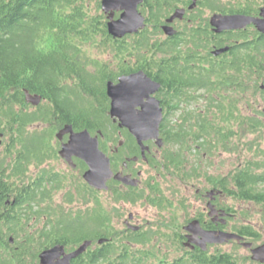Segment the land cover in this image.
I'll return each mask as SVG.
<instances>
[{
    "label": "flooded vegetation",
    "instance_id": "1",
    "mask_svg": "<svg viewBox=\"0 0 264 264\" xmlns=\"http://www.w3.org/2000/svg\"><path fill=\"white\" fill-rule=\"evenodd\" d=\"M145 1L148 0H143L138 6V11L145 18V28L150 27V31L152 29L153 31L151 32L155 33V36L158 33L165 35V39L161 41L155 38L157 45L154 51L159 59V64L155 68L157 78L169 77L166 74L168 66L165 64V58H167L168 55L164 52V42L170 40L178 45L177 50L179 47L182 53L178 54L175 52V55L183 67L184 54L186 53L184 48L186 36L183 34L185 30L200 28L205 32L204 34H207L206 37L203 35V39L212 40L213 42H223L222 46L214 44L211 52L214 48L223 46H228V50H230V46L224 43V41L225 36L232 33L247 34L244 37L245 41L243 39L236 40L235 44H242L247 41L246 45H248L249 43L255 42V39L259 38V36L264 37V34L258 32L253 24L241 30L215 33L210 26V19L200 21L194 14L201 4L200 0H179L176 4L177 6L174 5L170 12L166 13L158 23L152 25V23L148 21L150 18V7L147 6L148 4L145 5ZM204 5L208 7V0H204ZM190 6H192V8H190ZM176 9H184L185 12L183 17L181 19L176 18L169 24L166 23V20ZM259 11L260 8L255 12L245 15L259 17ZM118 17L119 13L115 12L114 18L116 19ZM181 22H185L186 24L182 30H179L177 24ZM164 25L171 26L175 34L173 36H167L162 29ZM253 49H256V47L249 49V52ZM206 52L207 51L199 50L198 58L200 61ZM226 53L227 52L216 56L215 59H221ZM258 62L259 60L256 58V55H253L250 64L248 61H246L244 65L241 64L239 79L242 81L241 86L247 87L246 90L237 89L231 90L230 92L223 88L222 90H210L208 88L198 90H166L165 84L159 83L150 77L160 84L159 90L154 95L162 108V121L159 126L158 136V139L161 140L160 146L154 139L144 141L142 142V146H140L126 128L121 127L118 121H114L109 117L108 98V120L104 124H101V127L95 125L94 129L82 128L80 126H75L73 123H67L53 112L51 106L48 105L45 107L48 110L46 112L49 113L48 116L52 114V117L56 120L55 123L58 124L56 132H53V141L55 143L53 148L49 147L51 139L49 143L47 142L50 134H48L46 130L40 128L44 126V122H42L44 120L26 122V131L23 132L25 136L30 138L38 136V138H36V142L28 138L30 144L28 147H25L26 143L24 139L21 140L22 133L18 129L19 124L16 121V117L13 118L12 114H7L5 108L0 107V248L3 246V240H8L5 247H14V234L18 229L17 221L19 208L28 211L30 222L34 225L31 232L34 233L36 231V235L42 233L48 237L46 243L48 245H46L47 247L43 250L49 249L57 244L64 245L58 241L61 239L66 240L67 235L85 232L86 235L97 237L99 215L98 197L100 193L107 194L109 199L119 203L131 202L135 204L141 201L144 205H151L155 208V216L159 220H171L173 214L169 211V208H172L173 204H177L181 210H186L185 203L181 200V195L167 194L161 187L162 183L167 185V181L173 182L175 179H178L184 184L183 187L186 191H191L192 198L188 204L190 211L184 213L183 223H181L179 228L175 227L174 233L169 234L166 238V240L170 239L181 253L179 257L173 261L156 260L155 264H177L179 261H183L186 258L201 256H206L216 261L217 258L219 259L227 254L220 250L227 243L234 242L241 245L240 242L230 240L220 244L208 243L205 246V250L201 249L199 246L190 242L193 237L191 230L195 231L196 228H200L205 232L235 233L242 236L244 242H251L253 247L263 244L264 241L255 244V242L251 241L252 236L244 235L245 231L248 229L247 227L228 228L230 220L235 217V213H233L231 207L227 205V199L230 196L240 200L243 198L239 195L236 187H234L235 190L228 189L225 174L219 173L222 177L220 175L215 176L207 174L209 173L208 170L212 167L210 164V154L212 150L210 154H207L206 150L207 147L213 146V143L215 144V141L210 140L208 136L210 128H208L204 137L196 139V122L193 120L185 121V119L190 118V115L185 113L187 114L186 116L177 121L172 120L171 122L169 117V115L173 116L176 113H181L185 104H189V101L196 100L199 97L204 100L205 111L211 108L219 111L216 106L219 103L222 106V104L226 102L228 93L235 96L239 95L242 100L246 98L244 95L260 97L264 100V83L262 80H258ZM127 65H129L128 62ZM133 65L134 64H131V67H134ZM148 65L149 64L146 66ZM204 67L208 69L209 65L204 64ZM139 70L143 71V69L140 68ZM139 70L137 69L133 72ZM117 78L113 82H116ZM22 93L24 102L27 103L24 90ZM42 101L48 103L43 97ZM231 102L235 103L234 98L231 99ZM245 104L247 107H250L247 103ZM39 108L40 103L37 106H33V111L26 112L34 113ZM15 109L16 107L14 110ZM26 109L27 108H24V110ZM138 109L140 108L138 107ZM222 109L223 106L220 111ZM254 115L257 117L255 118L256 121L251 122V124L249 123V125L257 129L261 124L259 121L260 116L255 113ZM28 125H34L35 127L31 129ZM66 125H70L72 130L76 133L85 129L92 137L98 138L99 150L108 159L111 173L110 178L106 181V189H96L86 182L84 174L88 170V167L83 160L72 155L70 156V161H68L60 156L59 151L61 150L62 144L68 141L69 134L64 135L62 139H58L57 133ZM207 125L210 126L213 124ZM169 127L172 130H179L180 128L187 130V137H184L182 140L175 139L173 134H167L166 128ZM213 129L219 135H221V133L225 135L221 128L213 127ZM183 130L180 131L181 134H184ZM53 133L51 134L52 137ZM202 141L206 143L205 146L200 145ZM44 145H48L47 148ZM201 152L203 153L200 155ZM190 154H193L191 155L192 164L189 168H186V163H184L181 156L185 155L188 157ZM51 160L61 161L66 168L62 171L53 170ZM248 162L249 161H247V163ZM34 165H37V167L33 168L32 166ZM260 166V168L264 167V155L262 165ZM31 168H33V170H31ZM201 172L205 173L203 181L201 183H193L195 173ZM167 175H170L168 180L164 178ZM79 199L81 201L84 199L86 201L90 200V206L92 207L84 209L83 212L82 207L73 209L72 207ZM106 220V224H108L109 219L107 216ZM83 221H86L85 226L81 225ZM41 222L42 225L38 227ZM123 224L125 226V232L129 234L126 236L125 240L134 237L140 241H144L146 232L145 230L143 231L144 227L141 225L142 221H139L136 214L129 211ZM189 225L193 227L188 229ZM71 230H73L74 233H72ZM111 236L112 235H110V237H100L94 241L89 238L84 239L92 242L87 250H96L107 242L117 246L118 242L114 243ZM101 239L105 241L99 243ZM118 241H124V239H118ZM134 244H136V246H141V242ZM64 247L66 252L73 250L69 249L66 245H64ZM43 250L37 254L38 261L32 262L31 264H39V254ZM246 250L250 252L251 249ZM16 251V249H7V254L11 255V253H16ZM151 253H153V251ZM155 255L158 256L157 254Z\"/></svg>",
    "mask_w": 264,
    "mask_h": 264
},
{
    "label": "trees",
    "instance_id": "2",
    "mask_svg": "<svg viewBox=\"0 0 264 264\" xmlns=\"http://www.w3.org/2000/svg\"><path fill=\"white\" fill-rule=\"evenodd\" d=\"M243 1L251 3L250 0ZM215 2L216 0H208V7L216 10ZM247 3L240 7L239 5L230 7L229 13L247 14L259 9L258 6L255 8ZM146 4L150 7L148 21L153 25L170 12L176 0H148L145 1ZM224 10L221 12L225 13ZM106 23L100 0H0V107L5 108L7 114H12L13 118L16 117L18 129L22 133L21 140L24 139L26 143L25 147L29 146V139L36 142L38 138V136L33 138L25 136L23 132L26 131V122L44 120L48 110L40 105L34 113L21 110L19 113L16 112L15 105L28 108L23 99V90L41 95L63 121L82 128L94 129L95 125L101 127L100 125L108 120L106 82L115 81L119 75L129 74L139 68L143 69L147 76L165 84L166 90L203 88L222 90L223 88L230 92L247 89L246 86H241L240 67L246 61L250 64L251 58L256 55L259 60L258 80L264 83L263 36L246 45L247 41L235 44L236 40L245 41L246 33L229 34L225 36L224 43L230 46V50L221 59H215L211 52L212 46L214 44L222 46L223 42L203 39V35L206 37L207 34H204L205 32L200 28L185 30L183 34L186 36L184 44L186 53H183V67L175 55V52L182 53L179 47L177 50L178 45L170 40L164 42L165 48H162L168 55L165 64L168 66L166 74L169 77L157 78L155 68L159 64V59L154 51L157 41L152 37L155 33L150 32L147 27L137 34L113 39L107 33ZM94 47L111 49L116 71H107L106 64L94 60L91 56V49ZM252 47L256 49L249 52ZM199 50L207 51L201 61L198 58ZM130 59L136 62L134 67L128 62ZM147 64L149 65L146 66ZM204 64L209 65L208 69ZM216 107L220 111L222 106L219 103ZM196 116L190 115L185 121L196 122L195 138L199 139L205 136L208 128L213 127L207 125L210 122L206 115L199 113ZM245 120L248 123L256 121L254 118ZM166 130L167 134H173L175 139L182 140L187 137V130H183L184 134L180 133L181 130H172L170 127ZM200 145L205 146L206 143L202 141ZM260 167L258 165L257 169ZM229 178L244 200L254 201L264 207V173L255 174L252 168L248 167L244 171L233 173ZM27 212L19 208L18 229L15 231L17 239H14V247L10 248L5 247L8 240H3V246L0 248V264L37 262V254L47 247L43 246L46 245L48 237L41 234L39 239H36L35 232L29 233L27 228H23V223L27 225L30 222ZM106 222V215L99 210L97 237H91L84 232L67 235L66 240L61 239L58 242L69 247L87 238L94 241L100 237H107ZM85 224L86 221H83L81 225L85 226ZM68 230L70 231L69 228ZM21 231L23 237L18 235ZM71 232L74 233L73 230ZM244 235L250 236L252 233L247 229ZM139 242L145 241L132 237L118 241L117 246L107 242L96 250L88 249L72 261V264H146L153 261L155 257L150 249L143 252L142 249L130 247L131 243ZM7 249L17 251L8 255ZM188 262L238 264L230 254L217 258L216 261L201 256L186 258L177 264Z\"/></svg>",
    "mask_w": 264,
    "mask_h": 264
},
{
    "label": "rangeland",
    "instance_id": "3",
    "mask_svg": "<svg viewBox=\"0 0 264 264\" xmlns=\"http://www.w3.org/2000/svg\"><path fill=\"white\" fill-rule=\"evenodd\" d=\"M201 4L198 9L194 12V14L203 21L204 19L209 20L214 14H235L229 13L230 7H237L246 5L247 2L243 0H216V10H213L209 7H205L204 0H200ZM178 0H176L177 4ZM247 5H253L255 8L258 6L259 8L264 6V0H250ZM254 3V4H252ZM175 4V5H176ZM177 6V5H176ZM176 8V7H175ZM179 8V7H177ZM225 9V10H224ZM222 10L225 13L221 12ZM173 12V11H172ZM185 22H181L177 24L178 29L182 30L184 28ZM148 30L150 29L147 28ZM150 31V30H149ZM151 31H153L151 29ZM150 31V32H151ZM153 38L158 39L159 41L165 39V35L158 33L156 36L153 35ZM93 45V44H90ZM91 56L94 60L104 63L107 65V71H116V63L113 60V54L109 47H94L91 49ZM130 64H135L136 62L133 59L128 61ZM93 67V66H92ZM91 70V67H90ZM246 98L242 100L241 96L227 94L226 102L222 104L223 109L219 112L214 109H208V111L204 109L205 103L203 98L199 97L196 100L189 101V104H185L183 107V111L181 113H176L175 115H169L170 122L177 121L187 114L192 117H197L196 115L201 113L203 116H207L212 127L221 128L224 131L223 135H219L213 128L209 130V138L213 143V146L207 147V154H210V164L212 167L208 170L209 175L218 176L221 174L226 175V185L228 189L235 190L233 186L232 180L229 178L233 173H237L239 171H244L246 168H252V172L255 174L264 173V167L257 169L258 165H262L263 155H264V100L260 97H251L244 95ZM234 98V102H231V99ZM247 103L250 107H247ZM28 104V110H24L19 104L15 107L16 112L21 111H33V106L30 103ZM40 105L47 107L48 104L43 101L40 102ZM252 107V108H251ZM235 109V110H234ZM187 113V114H185ZM255 114H259V121L261 122L260 126L257 129H254L249 125L248 121L245 119L248 118H257ZM49 113H46L44 118V126H41L42 130H46L48 134L47 142L49 143L50 139V148H53L54 143V131L56 132L58 128V124L55 123V118L48 116ZM245 120V121H242ZM256 120V119H255ZM49 123V124H48ZM251 124V123H250ZM29 128H34L33 125H28ZM53 133V137L51 134ZM46 148L48 145H44ZM194 147V146H193ZM192 147V148H193ZM215 150V151H214ZM205 151V152H206ZM204 152V151H203ZM201 152L200 155L203 153ZM263 152V155H262ZM192 153V152H191ZM191 155L186 157L182 155L184 163H186V168H189L192 164ZM182 161V162H183ZM247 161H249L247 163ZM256 163V164H255ZM247 164V165H246ZM254 164V165H253ZM51 165L53 170L62 171L66 167L59 160H51ZM33 168L37 167V165L32 166ZM31 168V170H33ZM205 173H195V177L193 179V183L202 182L204 179ZM221 176V175H220ZM164 177V176H163ZM170 175L165 176L167 180ZM222 177V176H221ZM182 184L178 179H175L173 182L167 181V185L165 183L161 184V187L166 191V193H171L172 195H181V200L185 203L186 210H181L177 204H173L172 208H169V211L173 214L171 220H159L155 216V208L151 205L146 206L141 201L137 203L131 202H117L109 199L107 194L100 193L98 197L99 210L103 211V213L108 217L109 222L105 226L107 233V237L111 236V239L114 243L118 242V239H124L129 234L125 232V226L123 221L127 218L128 212H132L136 214L139 218V221H142V227L145 230V242H141V246H136V244L131 243L130 247L132 249L139 248L142 249L143 252L151 249L153 251L152 259L153 261L146 262V264H154L156 260H167L173 261L178 258L180 255V251L177 250V246L173 244L170 239L166 238L169 234L174 233L175 227L179 228L181 223H183V216L185 212H189V202L192 200L191 191H186ZM90 200H80L74 204L72 207L76 209V207H82V212L86 208H90L92 206ZM188 205V206H187ZM227 205L231 207L233 213H235V217L230 220V224L228 228H242L247 227L248 231L252 233V240L255 244H259L264 241V207L261 204H258L254 201L250 200H240L238 198L230 196L227 199ZM69 209V208H67ZM42 222L38 225L41 226ZM23 228H27L30 233L34 227L32 222L23 223ZM36 226V225H35ZM35 238L39 239L42 233L36 235ZM19 237H23V231L18 232ZM15 238L17 236L15 234ZM141 238V237H140ZM71 240V238H69ZM48 245V244H46ZM44 245L43 247H46ZM79 244L69 245L72 246L71 249H75ZM261 245V244H260ZM43 247L41 249H43ZM227 254L232 255V257L237 260L238 264H255L251 259V253L243 248L241 245L237 243L230 242L227 243L223 248L220 249ZM157 254L158 256H156ZM187 264H191L188 262Z\"/></svg>",
    "mask_w": 264,
    "mask_h": 264
},
{
    "label": "water",
    "instance_id": "4",
    "mask_svg": "<svg viewBox=\"0 0 264 264\" xmlns=\"http://www.w3.org/2000/svg\"><path fill=\"white\" fill-rule=\"evenodd\" d=\"M142 2L143 0L100 1L101 11L106 16L107 33L113 39L137 34L145 28V18L138 11V6ZM115 12L119 13V17L116 19L114 18ZM184 12V9H176L166 20V23L169 24L176 18L181 19ZM251 24L256 27L258 32L264 34V6L260 7L259 17L235 13L214 14L210 18V26L215 33L241 30ZM162 29L167 36L175 34L171 26L164 25ZM228 49V46L215 48L212 50V55L219 56L227 52ZM159 88L160 84L148 77L142 70L121 75L116 82L109 80L105 84L106 96L109 99V117L118 121L121 127L126 128L140 146H142V142L151 139L156 140L159 146L161 145L158 136L162 121V108L154 96ZM24 95L26 102L33 106L39 105L42 100L40 95L31 94L28 90H24ZM66 134H69V139L62 144L59 151L60 156L68 161L72 155L83 160L88 167L84 174L86 182L96 189H106V181L110 178L111 173L108 159L99 150L98 138L92 137L85 129L76 133L70 125L59 130L57 138L62 139ZM192 227L189 225L188 229ZM191 232L193 237L190 242L201 249L205 250L208 243L220 244L234 240L240 242L243 248L251 249L250 259L252 261L264 264V243L253 247L251 242H244L242 236L230 232H205L200 228H196L195 231L191 230ZM103 241L105 240L101 239L99 243ZM91 243L90 240H83L70 252L65 251L64 245L57 244L39 254V264H72V261L85 253Z\"/></svg>",
    "mask_w": 264,
    "mask_h": 264
}]
</instances>
